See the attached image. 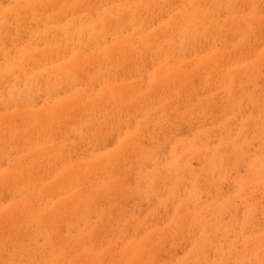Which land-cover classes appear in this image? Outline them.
I'll list each match as a JSON object with an SVG mask.
<instances>
[{
	"label": "rangeland",
	"instance_id": "obj_1",
	"mask_svg": "<svg viewBox=\"0 0 264 264\" xmlns=\"http://www.w3.org/2000/svg\"><path fill=\"white\" fill-rule=\"evenodd\" d=\"M0 23V264H264V0H0Z\"/></svg>",
	"mask_w": 264,
	"mask_h": 264
},
{
	"label": "bare ground",
	"instance_id": "obj_2",
	"mask_svg": "<svg viewBox=\"0 0 264 264\" xmlns=\"http://www.w3.org/2000/svg\"><path fill=\"white\" fill-rule=\"evenodd\" d=\"M29 1V0H28ZM41 1V0H40ZM102 1V0H101ZM39 2V1H38ZM44 2V1H43ZM54 2V1H53ZM66 2V1H65ZM67 2H68V0H67ZM96 2V1H95ZM3 3V2H2ZM26 3H27V1H26ZM34 3H35V1H34ZM160 3V2H159ZM233 3V2H232ZM59 4V3H58ZM234 4V3H233ZM235 4H236V2H235ZM32 5V4H31ZM43 5V4H42ZM42 5H40L42 8L44 7V6H42ZM47 5V4H46ZM50 6H51V4H49ZM89 5V4H88ZM21 6V5H20ZM23 6V5H22ZM29 6V5H28ZM54 6L56 7V4H54ZM53 6V7H54ZM79 6V5H78ZM81 6H83V4L81 5ZM237 6V5H236ZM239 6V5H238ZM46 7V6H45ZM53 7H50V8H52L53 9ZM30 8V7H29ZM80 8H82V7H80ZM87 8H88V6H87ZM232 8H233V6H232ZM232 8H231V10H232ZM35 8H33L32 10L33 11H35L36 9H38V8H36L35 10H34ZM41 9V8H40ZM40 9H38V10H40ZM46 9V8H45ZM27 10V9H26ZM30 10V9H29ZM43 11H44V9H42ZM49 10H51V9H47V11H49ZM22 11V10H21ZM25 11V10H24ZM42 11V12H43ZM46 11V10H45ZM44 11V12H45ZM63 11V10H62ZM65 11V10H64ZM69 12H70V10H68ZM72 11V10H71ZM76 11V10H75ZM118 11V10H117ZM204 11V10H203ZM16 12H17V10H16ZM26 13H27V11H25ZM25 12H24V16H25ZM35 12H37V11H35ZM42 12H41V14H42ZM43 12V13H44ZM80 12H81V10H80ZM92 12V11H91ZM119 12V11H118ZM126 12V11H125ZM202 12V11H201ZM13 13V12H12ZM72 13H73V11H72ZM144 13V12H143ZM149 13V12H148ZM8 14V13H7ZM17 14V13H16ZM15 14V15H16ZM29 15H30V12L28 13ZM35 14V13H34ZM53 14V13H52ZM51 14V15H52ZM75 14V13H74ZM192 14V13H191ZM201 14V13H200ZM19 15H20V13H19ZM21 15H23V12H22V14ZM27 15V14H26ZM36 15V14H35ZM44 15V14H43ZM66 15V14H65ZM90 15V14H89ZM195 15V14H194ZM197 15V14H196ZM37 16V15H36ZM72 16V15H71ZM70 16V17H71ZM27 17V16H26ZM32 17V16H31ZM57 17V16H56ZM64 17V16H63ZM69 17V18H70ZM78 17V16H77ZM123 17H125V16H123ZM11 17H9V19H10ZM16 18V17H15ZM29 18V17H28ZM41 18V17H40ZM48 18V17H47ZM57 18H59V17H57ZM68 18V17H67ZM79 18V17H78ZM88 18V17H87ZM112 18V17H111ZM7 20V21H10V20ZM12 19H13V17H12ZM23 18H21V20H22ZM61 19V18H60ZM63 19V18H62ZM106 19V18H105ZM123 19V18H122ZM28 20V19H27ZM45 20V19H44ZM44 20H43V22H44ZM54 20V19H53ZM52 20V21H53ZM90 20V19H89ZM109 20H110V18H109ZM199 20H201V19H199ZM253 20V19H252ZM255 21H256V19H254ZM6 21V22H7ZM23 21H24V19H23ZM33 21H35V20H33ZM36 21H38V22H40L41 20H36ZM50 21V20H49ZM58 21H59V19H58ZM63 21V20H62ZM69 21V20H68ZM198 21V20H197ZM21 22V21H20ZM25 22H27V21H25ZM56 22H57V20H56ZM73 22H74V20H73ZM124 22V21H123ZM249 22V21H248ZM9 23V22H8ZM7 23V24H8ZM13 23H14V20H13V22H12V25L11 26H13ZM19 23V22H18ZM45 23V22H44ZM54 23V22H53ZM58 23V22H57ZM107 23V22H106ZM251 23V22H250ZM1 24V23H0ZM23 24V23H22ZM26 24V23H25ZM30 24H33V25H35L34 23H31L30 22ZM37 24V23H36ZM73 24H75V23H73ZM94 24V23H93ZM101 24V23H100ZM109 24H110V22H109ZM9 25V24H8ZM20 25V24H19ZM27 25V24H26ZM32 25V26H33ZM37 25H40V24H37ZM253 24H251V26H252ZM29 26V25H28ZM43 26H45V25H43ZM76 26V25H75ZM74 26V27H75ZM79 26V25H78ZM77 26V27H78ZM205 26V25H204ZM5 27V26H4ZM6 27H7V25H6ZM30 27V26H29ZM67 27H69V26H67ZM74 27H71L72 29H74ZM80 28H81V26H79ZM106 27V26H105ZM28 28V27H27ZM36 28H37V26H36ZM39 28V27H38ZM57 28V27H56ZM66 28V27H65ZM93 28V27H92ZM99 28V27H98ZM55 29V28H54ZM67 29H69V28H67ZM71 29V30H72ZM77 29H79V28H77ZM77 29H75V30H77ZM112 29V28H111ZM113 29H116V28H113ZM204 29V28H203ZM206 29V28H205ZM9 30V29H8ZM12 30V29H11ZM30 30V29H29ZM50 30V29H49ZM70 30V31H71ZM96 30H97V27H94L93 29H92V31L94 32V33H92V32H90V33H92V36H91V42H92V44H98L99 46L101 45V43H102V40L104 39L103 37H98V35H96ZM201 28H195V30H194V34L195 33H197V36L198 35H200L201 34ZM64 31H65V29H64ZM69 31V30H68ZM73 31V30H72ZM81 31H82V29H81ZM247 31H250V30H247ZM20 32V31H19ZM63 32V31H62ZM61 32V33H62ZM66 32H67V30H66ZM259 32V31H258ZM3 32H1V34H2ZM9 32H7V34H8ZM11 33V32H10ZM10 33H9V35H10ZM43 33V32H42ZM57 33V32H56ZM67 33H69V32H67ZM66 33V34H67ZM74 33V32H73ZM78 33H80V32H78ZM150 33V32H149ZM175 33V32H174ZM47 34V33H46ZM64 34H65V32H64ZM71 34V33H70ZM141 34H142V31H141ZM193 34V35H194ZM11 35H12V33H11ZM69 35V34H68ZM75 35H77V33L75 34ZM80 35H82V33L80 34ZM100 35V34H99ZM124 35V34H123ZM135 35V34H134ZM144 35V34H143ZM177 35V34H176ZM244 35V34H243ZM1 36V35H0ZM43 36L45 37V33L43 34ZM49 36H50V34H49ZM73 36H74V34L72 35V37H70L69 38V41H71V38H73ZM121 36V35H120ZM5 37V36H4ZM69 37V36H68ZM68 37H67V39H68ZM78 36H76L75 38H77ZM81 37V36H80ZM84 37V36H83ZM131 37V36H130ZM153 37V36H152ZM156 37H157V35H156ZM156 37H155V39H156ZM260 37H261V35H260ZM7 38V37H6ZM23 38V37H22ZM100 38V39H99ZM127 38V37H126ZM147 38V37H146ZM84 39V38H83ZM88 39H89V37H88ZM162 40H163V38H161ZM160 39V40H161ZM0 40H1V38H0ZM5 40V39H4ZM15 40V39H14ZM13 40V41H14ZM150 40V39H149ZM153 40V39H152ZM160 40H158V42L160 41ZM38 41V40H37ZM43 41V40H42ZM45 41V40H44ZM73 41V40H72ZM196 41V40H195ZM33 42V41H32ZM82 42H84L83 40H82ZM189 42V41H188ZM14 43V42H13ZM35 43V42H34ZM86 43V42H85ZM119 43V42H118ZM4 44V43H3ZM38 44V43H37ZM79 44V43H78ZM82 44V43H81ZM6 45H8V42H7V44ZM28 45V44H27ZM85 45V44H84ZM163 45V44H162ZM47 46V45H46ZM7 47V46H6ZM56 47V46H55ZM59 47V46H58ZM82 47V46H81ZM53 48V47H52ZM117 48V47H116ZM115 48V49H116ZM165 48V47H164ZM169 49H171L170 47H168ZM31 49V48H30ZM51 49V48H50ZM70 49V48H69ZM78 49V48H77ZM87 49V48H86ZM118 49V48H117ZM152 50V49H151ZM28 51V50H27ZM106 51V50H105ZM157 51V50H156ZM173 51V50H172ZM180 51V50H179ZM81 52V51H80ZM87 52V51H86ZM100 52H102V51H100ZM152 52V51H151ZM46 53H48V52H46ZM59 53V52H58ZM76 53V52H75ZM1 54V53H0ZM37 54V53H36ZM36 54H35V56H36ZM42 54V53H41ZM68 54V53H67ZM85 54V53H84ZM83 54V55H84ZM97 54V53H96ZM111 54V53H110ZM9 55V54H8ZM26 55H28V54H26ZM103 55V54H102ZM29 56V55H28ZM46 56V55H45ZM77 56V55H76ZM10 57V56H9ZM29 57H31V56H29ZM43 57V56H42ZM64 57V56H63ZM5 58V57H4ZM20 58V57H19ZM26 58V57H25ZM32 58V57H31ZM37 59H38V57H36ZM48 58V57H47ZM85 58V57H84ZM93 58H94V56H93ZM9 59H11V58H9ZM17 59V58H16ZM23 59V58H22ZM21 59V60H22ZM35 59V58H34ZM52 59H54V58H52ZM86 59V58H85ZM25 60V59H24ZM26 60L28 61V59L26 58ZM39 60V59H38ZM38 60H36V62L38 61ZM42 60H43V58H42ZM42 60H40V61H42ZM14 61V60H13ZM31 61V60H30ZM55 61V60H54ZM26 62V61H25ZM74 62V61H73ZM83 62V61H82ZM85 62V61H84ZM21 63V62H20ZM27 63V62H26ZM47 63V62H46ZM12 64V63H11ZM14 64V63H13ZM27 64H29V63H27ZM203 64V63H202ZM209 64V63H208ZM207 64V65H208ZM32 65V64H31ZM86 65H88V64H86ZM187 65V64H186ZM206 65V64H205ZM14 66H15V64H14ZM13 66V67H14ZM18 66V65H17ZM29 66V65H28ZM74 66V65H73ZM79 66V65H78ZM103 66V65H102ZM209 66V65H208ZM16 67V66H15ZM20 67V66H19ZM17 68V67H16ZM21 68V67H20ZM31 68V67H30ZM30 68H28V70H30ZM48 68V67H47ZM205 68V67H204ZM236 68V67H235ZM15 69V68H14ZM26 69H27V67H26ZM34 69V68H33ZM234 69V68H233ZM16 70V69H15ZM28 70H25V71H27V73L29 72ZM12 71H13V69H12ZM19 71H20V69H19ZM18 71V72H19ZM72 71V70H71ZM180 71V70H179ZM185 71V70H184ZM239 71V70H238ZM13 72H15V71H13ZM23 72H24V70H23ZM45 72V71H44ZM53 72V71H52ZM69 72V71H68ZM243 72V71H242ZM20 73H22V72H20ZM20 73H19V76L21 77V75H20ZM73 73V72H72ZM205 73H206V71H205ZM25 74H26V72H25ZM162 74V73H161ZM165 74H166V72H165ZM231 74V73H230ZM229 74V75H230ZM3 75V74H2ZM16 75V74H15ZM58 75V74H57ZM232 75V74H231ZM10 76V75H9ZM25 76V75H24ZM173 76V75H172ZM183 76V75H182ZM233 76V75H232ZM2 77H6V75L5 76H2ZM18 77V76H17ZM54 77V76H53ZM58 77V76H57ZM116 77H118V76H116ZM121 77V76H120ZM182 78H184V76L182 77ZM6 79V78H5ZM23 79V78H22ZM38 79V78H37ZM42 79V78H41ZM44 79H45V77H44ZM58 79H59V77H58ZM75 79V78H74ZM159 79V78H158ZM234 79V78H233ZM29 80V79H28ZM31 80V79H30ZM169 80V79H168ZM181 80V79H180ZM187 80V79H186ZM8 81V80H7ZM21 81V80H20ZM80 81V80H79ZM164 81V80H163ZM177 81V80H176ZM175 81V82H176ZM226 81H227V79H226ZM16 82H17V80H16ZM41 82V81H40ZM155 82H156V84H157V80H155ZM171 82H173V80L171 81ZM9 83V82H8ZM7 83V84H8ZM230 83V82H229ZM32 84V83H31ZM34 84V83H33ZM39 84V83H38ZM70 84V83H69ZM170 84V83H169ZM3 84H1V86H2ZM27 85V84H26ZM63 85H65V84H63ZM158 85H159V82H158ZM161 85V84H160ZM5 86H7V85H5ZM10 86V85H9ZM35 86V85H34ZM54 86V85H53ZM66 86V85H65ZM113 86V85H112ZM177 86V85H176ZM36 87V86H35ZM40 86H38V88H39ZM63 87V86H62ZM140 87V86H139ZM158 87V86H157ZM156 87V85H155V88H157ZM164 87V86H163ZM171 87V86H170ZM182 87H183V85H182ZM1 88V87H0ZM33 88V87H32ZM37 88V87H36ZM43 88V87H42ZM42 88H41V90H42ZM60 88V87H59ZM58 88V89H59ZM137 88V87H136ZM135 88V89H136ZM141 88H143V87H141ZM166 89V88H165ZM34 90H35V88H34ZM34 90L32 91V92H34ZM86 90V89H85ZM137 90V89H136ZM156 90V89H155ZM168 90V89H167ZM166 90V91H167ZM36 91V90H35ZM62 91V90H61ZM2 92H4V91H2ZM24 92V91H23ZM164 92V91H163ZM167 92H169V90L167 91ZM26 93V92H25ZM24 93V94H25ZM35 94V93H34ZM86 94V93H85ZM170 94V93H169ZM169 94L167 93V95L165 96V97H168L169 96ZM5 95V98H6V94H4ZM22 95V94H21ZM20 95V96H21ZM32 95V94H31ZM88 94H86V96H87ZM20 96H19V98H20ZM26 95H22L21 96V98L22 97H25ZM49 96H51V95H49ZM48 96V97H49ZM172 96V95H171ZM10 97V96H9ZM16 97V96H15ZM131 97V96H130ZM142 97H143V95H142ZM150 97V96H149ZM21 98H20V100H21ZM123 99H124V97H122ZM153 98V97H152ZM9 99V98H8ZM16 99V98H15ZM37 99V98H36ZM122 99V100H123ZM12 100V99H11ZM99 100V99H98ZM143 101V100H142ZM3 102V101H2ZM24 102H26V103H29V100L27 99V100H25ZM82 102V101H81ZM120 102V101H119ZM118 102V103H119ZM156 102V101H155ZM4 103V102H3ZM82 103H84V102H82ZM9 104V103H8ZM22 104V103H21ZM30 104V103H29ZM86 104L88 105V103L86 102ZM154 104H156V103H154ZM1 105V104H0ZM6 105V104H5ZM76 105V104H75ZM78 105H80V104H78ZM86 105V106H87ZM94 105V104H93ZM100 105V104H99ZM143 105V104H142ZM142 105H141V107H142ZM26 106V105H25ZM46 108V107H45ZM72 108V107H71ZM80 108V107H79ZM90 108H91V106H90ZM136 108V107H135ZM134 108V109H135ZM26 109V108H25ZM53 109V108H52ZM55 109V108H54ZM92 109V108H91ZM146 109V108H145ZM149 109V108H148ZM51 110V109H50ZM49 110V111H50ZM87 110V109H86ZM90 110V109H89ZM102 110H104V108L102 109ZM20 111V110H19ZM47 111V110H46ZM140 111V110H139ZM144 111V110H143ZM38 112V111H37ZM51 112H53V111H51ZM68 112H69V110H68ZM72 112V111H71ZM91 112V111H90ZM122 112V111H121ZM129 112H130V110H129ZM9 113V112H8ZM134 113V112H133ZM143 113V112H142ZM36 114V113H35ZM41 114V113H40ZM43 114V113H42ZM71 114V113H70ZM79 115H80V113H78ZM96 114V113H95ZM145 114H146V112H145ZM50 115V114H49ZM51 115H53V113L51 114ZM55 115V114H54ZM140 115V114H139ZM32 116H33V114H32ZM31 116V117H32ZM39 116V115H38ZM38 116L36 117L37 119H38ZM40 116H42V115H40ZM138 116V115H137ZM35 117V116H34ZM49 117V116H48ZM85 117V116H84ZM115 117V116H114ZM136 117V116H135ZM134 117V118H135ZM23 118V117H22ZM33 118V117H32ZM35 118V119H36ZM44 119V118H43ZM108 119V118H107ZM131 119V118H130ZM8 120V119H7ZM32 120V119H31ZM78 120V119H77ZM10 121V120H9ZM12 121H13V119H12ZM43 121V120H42ZM68 121V120H67ZM61 123V122H60ZM8 124V123H7ZM6 124V125H7ZM10 124H12V122L10 123ZM14 124H15V122H14ZM24 125V124H23ZM12 126V125H11ZM33 126V125H32ZM60 126V125H59ZM122 126V125H121ZM15 127V126H14ZM62 127V126H61ZM123 127V126H122ZM0 128H2V127H0ZM53 128V127H52ZM62 129V128H61ZM65 129V128H64ZM6 130H8V129H6ZM37 130V129H36ZM55 130V129H54ZM88 130H90V129H88ZM12 131V130H11ZM43 131H44V129H43ZM146 131V130H145ZM19 132H21V131H19ZM22 132H24V131H22ZM54 132H56V131H53V133ZM86 132V131H85ZM96 132V131H95ZM12 133V132H11ZM44 133H45V131H44ZM81 133V132H80ZM144 133V132H143ZM21 134V133H20ZM62 134V133H61ZM261 134H262V132H261ZM2 135V134H1ZM12 135V134H11ZM26 136H27V134H25ZM29 135V134H28ZM19 136V135H18ZM22 137V136H21ZM57 137V136H56ZM24 139V138H23ZM56 139V138H55ZM19 140V139H18ZM84 142V141H83ZM27 143V142H26ZM25 143V144H26ZM92 144V143H91ZM209 144V143H208ZM254 144V143H253ZM39 145V144H38ZM128 145V144H127ZM32 146V145H31ZM77 146V145H76ZM202 146V145H201ZM205 146V145H204ZM4 147V146H3ZM19 147V146H18ZM135 147V146H134ZM58 148V147H57ZM61 148V147H60ZM206 148V147H205ZM70 149H71V147H70ZM69 149V150H70ZM134 149V148H133ZM251 149V148H250ZM13 150V149H12ZM20 150V149H19ZM23 150V149H22ZM46 150H48V148L46 149ZM126 150V149H125ZM140 150V149H139ZM77 152V151H76ZM122 152V151H121ZM201 152V151H200ZM204 152V151H203ZM126 153V152H125ZM136 153H137V151H136ZM199 153V152H198ZM36 154V153H35ZM76 154V153H75ZM84 154V153H83ZM83 154H82V156H83ZM132 154V153H131ZM138 155V154H137ZM137 155H136V157H137ZM140 155H142V154H140ZM205 155V154H204ZM69 156V155H68ZM131 156V155H130ZM132 156H135V154L134 155H132ZM143 156V155H142ZM229 156V155H228ZM115 157V156H114ZM113 157V158H114ZM66 158H68V157H66ZM70 158V157H69ZM117 158V157H116ZM72 158H70L69 160H71ZM118 159V158H117ZM34 160V159H33ZM137 160V159H136ZM1 162V161H0ZM65 162H66V160H65ZM67 162H69L68 160H67ZM132 162V161H131ZM24 163V162H23ZM118 162H116L115 164H117ZM49 164V163H48ZM119 164V163H118ZM264 164V163H263ZM120 165H121V163H120ZM57 166V165H56ZM108 166H109V164H108ZM133 166V165H132ZM205 166V165H204ZM216 166V165H215ZM214 166V167H215ZM121 167H123V166H121ZM85 168V167H84ZM202 168V167H201ZM218 167H216L215 169H217ZM12 169V168H11ZM42 169V168H41ZM59 169V168H58ZM72 169H73V167H72ZM78 169V168H77ZM123 168H121V170H122ZM206 169H208V168H206ZM221 169V168H220ZM129 170V169H128ZM205 170V169H204ZM123 171V170H122ZM263 171V170H262ZM261 171V172H262ZM125 172V171H124ZM215 172V171H214ZM260 172V173H261ZM97 173H99V172H97ZM120 173V172H119ZM132 173V172H131ZM68 174V173H67ZM67 174H65V175H67ZM95 175V174H94ZM118 175V174H117ZM264 175V174H263ZM11 176V175H10ZM106 176V175H105ZM120 176V175H119ZM66 177V176H65ZM95 177V176H94ZM97 177V176H96ZM142 178V177H141ZM82 179V178H81ZM109 179V178H108ZM67 180V179H66ZM110 180V179H109ZM64 181V180H63ZM62 181V182H63ZM108 182V181H107ZM252 182V181H251ZM107 184V183H106ZM63 185V184H62ZM65 185V184H64ZM91 185V184H90ZM110 185V184H109ZM123 185V184H122ZM67 186V185H66ZM120 186H121V184H120ZM120 186H118L117 188H119ZM124 186V185H123ZM50 187V186H49ZM76 187V186H75ZM109 187V186H108ZM120 190L122 189L121 187L119 188ZM201 189V188H200ZM4 190V189H3ZM92 190V189H91ZM61 191V190H60ZM122 191V190H121ZM124 191H126V190H124ZM128 191V190H127ZM4 192V191H3ZM43 192V191H42ZM129 192V191H128ZM61 194H62V192H60ZM122 193H124V192H122ZM7 194V193H6ZM115 194H117V193H115ZM125 194V193H124ZM3 195V194H2ZM57 195V194H56ZM88 195V194H87ZM110 195V194H109ZM133 195V194H132ZM4 196V195H3ZM34 196H36V195H33V197ZM112 196V195H111ZM115 196V195H114ZM158 196V195H157ZM257 196V195H256ZM27 198V197H26ZM31 198H32V196H31ZM136 198V197H135ZM258 198V197H257ZM97 199H99V198H97ZM104 199V198H103ZM106 199V198H105ZM124 199V198H123ZM32 200V199H31ZM96 200V199H95ZM113 200V199H112ZM110 201H111V198H110ZM27 202V201H26ZM73 202V201H72ZM93 202V201H92ZM103 202V201H102ZM104 202H106V201H104ZM117 202V201H116ZM130 202V201H129ZM67 203V202H66ZM91 203V202H90ZM109 203H111V202H109ZM118 203V202H117ZM43 204H44V202H43ZM97 204V203H96ZM106 204V203H105ZM121 204V203H120ZM127 205V204H126ZM30 206V205H29ZM73 206V205H72ZM76 206V205H75ZM79 206V205H78ZM77 206V207H78ZM99 206H101L100 204H99ZM118 206V205H117ZM77 207H74V210H76L77 209ZM90 207V206H89ZM93 207V206H92ZM66 208V207H65ZM65 208H63V209H65ZM73 208V207H72ZM97 208V207H96ZM79 209V208H78ZM84 209V208H83ZM71 210V209H70ZM119 210V209H118ZM117 210V211H118ZM53 211V210H52ZM73 211V210H72ZM111 211V210H110ZM58 212V211H57ZM77 212V211H76ZM59 213V212H58ZM70 213V212H69ZM87 213V212H86ZM14 214V213H13ZM45 214V213H44ZM49 214V213H48ZM57 214V213H56ZM90 214H91V212H90ZM194 214V213H193ZM61 215V214H60ZM77 215V214H76ZM46 216V215H45ZM63 216V218H65L64 217V215H62ZM91 216V215H90ZM112 216V215H111ZM123 216V215H122ZM197 216V215H196ZM195 216V217H196ZM67 217H68V215H67ZM66 217V218H67ZM87 217V216H86ZM100 217V216H99ZM113 217V216H112ZM194 217V218H195ZM101 218H103L102 216H101ZM61 218H59V220H60ZM104 219H106V218H104ZM103 219V220H104ZM110 219V218H109ZM112 219V218H111ZM191 220V219H190ZM194 220H197V219H194ZM57 222V221H56ZM62 222V221H61ZM184 222V221H183ZM60 223V222H59ZM86 223V222H85ZM88 223V222H87ZM104 224V223H103ZM181 224V223H180ZM34 225V224H33ZM44 225V224H43ZM51 225V224H50ZM57 225V224H56ZM63 225V224H62ZM86 225V224H85ZM112 225H113V223H112ZM88 227V226H87ZM95 227V226H94ZM188 227V226H187ZM1 228V227H0ZM111 228H113V227H111ZM97 229V228H96ZM60 230V229H59ZM94 230V229H93ZM93 230L91 231V232H93ZM27 231V230H26ZM62 231V230H61ZM113 231V230H112ZM1 232V231H0ZM129 232V231H128ZM27 233V232H26ZM25 233V234H26ZM52 233V232H51ZM96 233V232H95ZM99 233V232H98ZM102 233H103V229H102ZM171 233V232H170ZM99 235V234H98ZM1 236V235H0ZM73 236V235H72ZM90 236V235H89ZM185 236V235H184ZM183 236V237H184ZM91 237H93L92 236V233H91ZM96 237V236H95ZM105 237H107V235L105 236ZM105 239V238H104ZM122 239V238H121ZM25 240V239H24ZM24 240H22V241H24ZM140 240V239H139ZM163 240V239H162ZM161 240V241H162ZM264 240V239H263ZM19 241V240H18ZM86 241V240H85ZM158 241V240H157ZM21 242V241H20ZM99 243V242H98ZM103 243V242H102ZM109 243V242H108ZM122 243V242H121ZM162 243V242H161ZM22 244V243H21ZM58 243H56V245H57ZM109 245V244H108ZM24 246H25V244H24ZM44 246V245H43ZM67 246H68V244H67ZM77 246V245H76ZM114 246V245H113ZM115 247V246H114ZM124 247H125V245H124ZM149 247V246H148ZM25 248V247H24ZM16 249V248H15ZM44 249V248H43ZM27 250H29V249H27ZM45 250V249H44ZM61 250V249H60ZM144 250V249H143ZM146 250V249H145ZM177 250V249H176ZM140 251V250H139ZM147 251H149V253H150V250H147ZM152 252V251H151ZM154 252V251H153ZM6 254V253H5ZM8 254V253H7ZM22 254V253H21ZM46 254H48V253H46ZM137 254V253H136ZM19 255V254H18ZM24 255V254H23ZM38 255V254H37ZM138 255V254H137ZM143 255V254H142ZM3 256V255H2ZM9 256V255H8ZM13 256V255H12ZM139 256V255H138ZM144 256V255H143ZM151 256V255H150ZM23 257V256H22ZM1 258V257H0ZM16 258V257H15ZM11 258H9L8 260H10ZM35 259V258H34ZM142 259H143V257L141 258V261L140 262H142ZM145 259V258H144ZM148 259V258H147ZM146 259V260H147ZM149 259H150V257H149ZM24 260V259H23ZM7 261V260H6ZM27 262V261H26ZM65 262V261H64ZM116 262V261H115ZM152 262H154L153 260H152ZM112 264V263H111ZM166 264V263H165ZM184 264V263H183Z\"/></svg>",
	"mask_w": 264,
	"mask_h": 264
}]
</instances>
